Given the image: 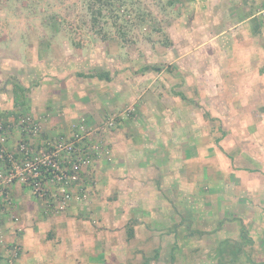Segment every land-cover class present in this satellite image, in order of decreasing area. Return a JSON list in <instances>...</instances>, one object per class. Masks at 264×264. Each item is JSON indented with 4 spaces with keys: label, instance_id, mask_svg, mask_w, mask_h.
<instances>
[{
    "label": "rangeland",
    "instance_id": "374dc122",
    "mask_svg": "<svg viewBox=\"0 0 264 264\" xmlns=\"http://www.w3.org/2000/svg\"><path fill=\"white\" fill-rule=\"evenodd\" d=\"M113 2L118 9L115 11L122 17L119 24L123 19L127 21L120 27L124 33L118 31L109 11L103 9L104 15L94 18L89 0H0V94H11L14 83L32 86L46 77L56 82L60 78L69 80L72 97L86 103L88 108L97 100H107L102 107L108 100H128L116 104L112 113L102 116L103 120L116 116L112 127L119 128L122 122L120 126L127 133L144 128L140 120L157 122L156 130L151 128L155 137L149 139L150 144L143 145L146 152L142 154V161L147 160L150 166L158 163L160 169L151 168L139 186L150 194L164 195L163 200L153 201L152 195L148 199L150 210L153 205H163L165 214L157 218L151 215L148 220L151 229L167 230L173 224L183 229L188 226L189 231L190 226L208 227L207 214L221 211L224 204L223 209L231 208L235 212L245 209L243 213L254 222L253 235L263 238L264 136H256L257 131L263 134L259 131L262 115L256 114L264 110V100H241V105L236 106V98L224 99L219 84H210L217 77L215 69L224 58L223 52L233 47H224L221 41H207V36L212 33L213 22L218 23L214 28L219 34L227 31L224 36L230 32L241 19V0H128L120 7L117 0ZM134 10L144 13L146 23L135 19ZM125 11L128 13L123 15ZM231 37L233 43L241 46L238 36ZM225 39L221 36V40ZM143 104L150 107V112H143L145 116L141 113ZM128 109L134 110L127 115ZM232 112L233 116L251 113V117L235 121L233 116L228 117ZM129 116L133 123L140 125L132 126ZM158 121L165 124L159 125ZM218 125L228 131L224 138L228 140L227 149L223 147L219 151L216 147V152L207 151ZM159 131H164L163 140L175 141L169 144L179 151L176 155L168 146L158 145ZM205 131L213 136L208 137L210 143L206 141ZM190 134L189 139L199 134L197 151L193 147L191 152L186 151ZM254 160L259 164L250 166ZM237 162L238 168L233 166ZM234 170H240L245 178L246 184L241 185V190L230 180V177L241 178L238 174L231 175ZM92 187L88 189L86 202L93 194ZM148 187L150 191H146ZM240 195L243 199L251 195V200H238ZM146 202L143 204L147 205ZM129 203L136 209L135 203L141 202ZM192 210L201 211V217L189 216ZM239 236L241 244L248 243L245 236ZM204 243L206 239L199 236L197 244ZM5 244L3 241L1 246ZM236 244L235 254L241 251L240 243L238 247ZM221 245L207 246L213 247L210 251L213 253ZM215 260L213 263L217 264ZM248 262L264 264V255L252 254Z\"/></svg>",
    "mask_w": 264,
    "mask_h": 264
},
{
    "label": "crops",
    "instance_id": "0c3cea01",
    "mask_svg": "<svg viewBox=\"0 0 264 264\" xmlns=\"http://www.w3.org/2000/svg\"><path fill=\"white\" fill-rule=\"evenodd\" d=\"M263 9L264 0H241V19L234 26H238L237 29L233 30L232 27L233 29L231 28L230 32L223 36L227 31L222 35L219 34L214 28L218 23L213 22L212 33L207 36V41L226 42V45L222 43L224 47H233L227 53L223 52L224 58L218 62L215 69V73H218L217 77L210 84L211 86L215 83L219 84L221 97L224 99L236 98V106L241 105V100H264V15L261 14ZM232 34L239 37L241 46L232 42ZM221 36L226 37L225 41L221 40ZM49 79L43 77L32 86L20 83L24 87V92L23 100L18 102L21 101L22 105H14L13 88L11 94H0V117L14 120L17 112L27 113L42 123L45 135H56L68 133L71 130L70 125L77 122L80 117H84L92 126L97 125L103 121V114L112 113L116 109V104H124L128 101L108 100V103L102 107L101 104L107 100H97L94 106L88 108L86 103L72 97L69 80L60 78V81L56 82ZM143 106L141 113L145 116L143 112L146 114L150 112V107L144 104ZM250 114L239 113L237 114L239 116H233L232 112L228 113V117L233 116L235 121H241L250 119ZM259 114L262 115L261 122L264 123V110H259L256 116L258 117ZM205 117L207 120L208 116ZM131 119L132 117L129 116L128 120ZM122 120L125 121V118ZM140 122H143L144 128H136L140 123L135 124L131 121L132 126L136 125L135 133L125 132L120 126L122 122L118 125L120 129L112 127L104 130L103 144L109 148V152L95 162L91 174L94 180L93 194L89 202H72L63 212L52 213L34 194L19 184L14 185L11 197L13 211L0 205V241L6 243L4 247L0 246V264L6 262L5 248L13 240L14 228L17 227L22 228L19 239L21 252L13 264H214L215 259L217 264H250L248 258L252 254L255 257L264 255V235L263 238L253 235L254 222L250 220V216L245 215L247 213H243L245 209H238L235 212L231 208L223 209L224 204L221 206V211L218 209L207 214L205 218L206 223L210 225L208 227L190 226L191 231H189L188 226H183V229L182 226L173 224V227L167 230L163 227L161 230L151 229V223L148 222L151 215L157 218L165 214L162 212L163 205L158 207L153 205L150 210L148 199H151L152 195L153 201H159L164 199V195L159 192L156 195L150 194L145 192L143 186L142 188L139 186L143 184L142 180L146 178L151 168L153 171L160 169L158 163L150 166L147 160L142 161V154L146 152L143 145L149 142L150 138L155 137L153 135L157 122L147 119ZM158 123L165 124L164 121ZM259 125V131L263 134L259 135L257 131V138L264 136V127L262 124ZM205 133L206 141L210 143L208 137L213 136L208 131ZM14 135H17V131H14ZM157 135L158 145L162 144L165 148L168 146L169 150H173L174 155L179 152L175 146L171 148L169 144V142L175 144V141L167 142L161 138L165 135L164 131H159ZM191 136L192 134L188 136V145H186L188 152H191V147L196 148V151L200 147L197 142L199 134L189 139ZM226 141L224 139L221 142L226 144ZM208 145L207 151L214 152L212 143ZM223 147L227 149V144H223ZM258 147L260 148L261 145L258 144ZM254 162L250 161L249 165L255 166L256 162L259 164V161L254 160ZM238 164L237 162V165L233 166L238 168ZM235 174L241 178L230 177V180L241 190V185L246 184L245 178L240 170L231 173V175ZM258 179L262 180L261 177ZM133 183H137L136 186ZM146 191H150V188L148 187ZM246 198L251 200V195L244 199L242 196L238 200ZM143 199L148 201L147 205L143 204L145 202ZM235 200L232 198V201ZM133 201L141 202L135 203L136 209L131 208L129 203ZM245 205H248L247 202ZM231 206L233 208L232 203ZM200 214L201 211L192 210L189 216L201 217ZM15 215L18 217L16 222L11 220ZM187 222L189 223L188 219ZM238 235L245 236L248 243L241 244L242 240ZM199 236L206 239L207 243L197 244ZM218 243L222 245L214 246L217 247L216 250L210 253L213 247L207 245ZM235 243L237 247L239 243L241 245V251L237 254H235ZM67 258V261H63Z\"/></svg>",
    "mask_w": 264,
    "mask_h": 264
},
{
    "label": "built area",
    "instance_id": "2783aa9c",
    "mask_svg": "<svg viewBox=\"0 0 264 264\" xmlns=\"http://www.w3.org/2000/svg\"><path fill=\"white\" fill-rule=\"evenodd\" d=\"M133 110L128 109L127 115ZM115 118L106 117L92 126L81 117L68 133L45 135L42 123L30 114L20 113L14 120L0 117V205L12 209L15 184L42 200L52 213L63 212L72 202H86L95 162L109 152L103 132L112 128ZM11 220L16 222L18 217ZM14 233L5 248L7 263L21 252L22 228H14Z\"/></svg>",
    "mask_w": 264,
    "mask_h": 264
},
{
    "label": "trees",
    "instance_id": "16d2710c",
    "mask_svg": "<svg viewBox=\"0 0 264 264\" xmlns=\"http://www.w3.org/2000/svg\"><path fill=\"white\" fill-rule=\"evenodd\" d=\"M117 1L119 2L118 7H120V6H125L126 1H128V0H117ZM113 4H114L113 0H89L88 6L90 7V10L92 11L94 18L104 15L103 9L109 11L108 15H109V17L113 18V21H114L113 23L115 26H117L118 31H120L121 33H124L121 30V28L124 27V24H122V23L127 22V21L125 19H123L122 23L119 24L118 20H119V18H122V17H121L120 13L116 12V11H118V9H115V6ZM94 5H96V8ZM113 11H115V12H113ZM126 12L127 11H125L123 13V15ZM134 12H135V19H139V20L143 21L144 23H146L147 18L144 16L143 12H140L137 10H134ZM154 70H155V68H154ZM12 88H13V93H14V95H13L14 105H22L23 103L21 101L18 102V100H23L24 87L18 83H14ZM261 124L264 127V123L262 122ZM213 129L214 128H212V130ZM214 130L217 131V134L215 133V135H214L215 139H213V141H211L212 146H215L214 152H216V147L219 149V151H222L223 145L219 142L222 141L226 137V135L228 134V131L222 130L221 127H219V125L217 126V129H214ZM199 140L200 139H198V141ZM104 146H106V145H104Z\"/></svg>",
    "mask_w": 264,
    "mask_h": 264
}]
</instances>
